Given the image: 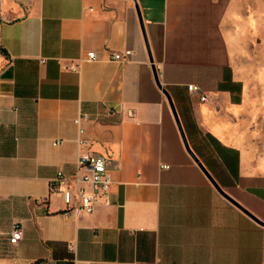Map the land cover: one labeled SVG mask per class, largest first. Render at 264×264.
Wrapping results in <instances>:
<instances>
[{"label": "crops", "instance_id": "0c3cea01", "mask_svg": "<svg viewBox=\"0 0 264 264\" xmlns=\"http://www.w3.org/2000/svg\"><path fill=\"white\" fill-rule=\"evenodd\" d=\"M153 65L191 149L264 221V0H0V264H264V226L187 150ZM83 152L114 182L68 216L51 180Z\"/></svg>", "mask_w": 264, "mask_h": 264}, {"label": "built area", "instance_id": "2783aa9c", "mask_svg": "<svg viewBox=\"0 0 264 264\" xmlns=\"http://www.w3.org/2000/svg\"><path fill=\"white\" fill-rule=\"evenodd\" d=\"M133 54V50H112L111 59L119 62L128 61ZM95 51H88L86 55H81L69 66L76 70L83 61L97 60ZM189 90L200 93L201 87L198 84H188ZM203 100L206 96H201ZM168 167V165H164ZM114 182L112 172L108 166V158L103 154L83 152L77 162V169L74 173L68 174L59 170L51 180V189L62 194L66 203V214L68 216H79L83 212L92 213L97 205L102 203L111 191ZM11 238L14 243H18L23 238V228L16 223L11 231ZM44 264H48L45 262Z\"/></svg>", "mask_w": 264, "mask_h": 264}, {"label": "water", "instance_id": "95a60500", "mask_svg": "<svg viewBox=\"0 0 264 264\" xmlns=\"http://www.w3.org/2000/svg\"><path fill=\"white\" fill-rule=\"evenodd\" d=\"M137 5V9H138V14H139V17H140V21H141V24H142V28H143V31H144V36H145V39H146V43H147V46H148V49H149V43H148V39H147V35H146V31H145V26H144V21H143V16H142V13H141V10H140V7H139V4H136ZM150 52V51H149ZM150 59L151 61L153 62V57L150 53ZM153 68H154V74H155V78H156V81L158 83V85L163 88L161 82H160V79H159V76H158V73H157V70L155 68V66L153 65ZM169 102H170V105L172 107V110L174 112V115L176 117V120L178 122V125L180 127V131H181V134H182V137H183V140H184V143L186 145V148L187 150L190 152V154L192 155V157L198 162V164L201 166V168L204 170V172L206 173V175L208 176V178L210 179V181L214 184V186L216 187V189L220 192V194H222L225 198H227L230 202H232L234 205H236L238 208H240L242 211H244L245 213H247L249 216H251L254 220H256L259 224L263 225L264 226V221L261 220L259 217H257L254 213H252L250 210H248L245 206H243L238 200H236L233 196H231L226 190H224L220 184L216 181V179L213 177V175L209 172V170L204 166V164L200 161V159L197 157V155L194 153V151L191 149L189 143H188V140L186 138V135L184 133V130L182 128V125L180 123V120L178 118V114H177V111H176V108L174 106V103H173V100L171 98V95L169 94V92L163 88Z\"/></svg>", "mask_w": 264, "mask_h": 264}]
</instances>
